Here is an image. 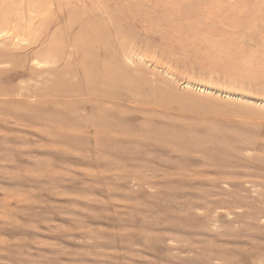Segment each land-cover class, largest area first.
I'll return each mask as SVG.
<instances>
[{"label": "rangeland", "instance_id": "1", "mask_svg": "<svg viewBox=\"0 0 264 264\" xmlns=\"http://www.w3.org/2000/svg\"><path fill=\"white\" fill-rule=\"evenodd\" d=\"M16 5L0 264H264V0Z\"/></svg>", "mask_w": 264, "mask_h": 264}, {"label": "bare ground", "instance_id": "2", "mask_svg": "<svg viewBox=\"0 0 264 264\" xmlns=\"http://www.w3.org/2000/svg\"><path fill=\"white\" fill-rule=\"evenodd\" d=\"M2 1H3V3L0 4V11H2L4 13L5 18L9 19L8 23H5V25H0V41H1V45H2L0 47V58H3V62H5L6 59L7 60L12 59V56L9 55V53H8V51L11 49V47L16 48V50H17V48H18V50H19V48H21V50H23L24 49V48L22 49L23 46L25 48H26V46H29V44L31 42V37L28 36V33H27V30L30 27V19H29L28 10H27V8L29 7V0H20V1L14 0L13 2H11V0H10V2H6L4 0H2ZM3 4L5 6H3ZM7 4L10 7L6 8ZM15 4H17L19 8L24 7V6L27 7L26 8L27 14L22 16V14H20L19 10H17V9L12 11L13 6H15ZM8 9L10 10L9 13H8ZM24 31H25V34H24ZM29 32H30V30H29ZM26 33H27V35H26ZM26 51H28V50H26ZM0 71H3V70L0 69ZM20 72H22V71H20ZM0 88H4V87H0Z\"/></svg>", "mask_w": 264, "mask_h": 264}]
</instances>
